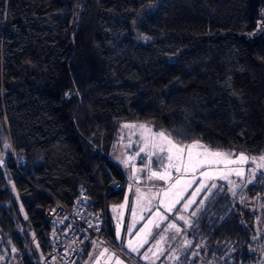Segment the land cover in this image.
<instances>
[{
	"label": "trees",
	"instance_id": "1",
	"mask_svg": "<svg viewBox=\"0 0 264 264\" xmlns=\"http://www.w3.org/2000/svg\"><path fill=\"white\" fill-rule=\"evenodd\" d=\"M125 122L263 153L264 0H0V264H44L45 211L81 195L118 249L109 207L125 178L110 151ZM211 191L186 233L209 263L245 264L254 214L240 197H264V170L237 200Z\"/></svg>",
	"mask_w": 264,
	"mask_h": 264
},
{
	"label": "rangeland",
	"instance_id": "2",
	"mask_svg": "<svg viewBox=\"0 0 264 264\" xmlns=\"http://www.w3.org/2000/svg\"><path fill=\"white\" fill-rule=\"evenodd\" d=\"M124 125H136L137 127H124ZM139 125H145L147 128H150L153 133H158L161 131H155L152 129V127L145 123H121L118 126L116 138L115 141L112 144L111 151H110V159L115 162L121 171L124 174V178L127 182L125 185L124 193L125 198L124 201L116 207H113V210L120 211L121 214H124L127 210L126 206L127 203H125L128 198L127 195L131 191L132 183H131V174H133V180L134 177H139V181H141L140 184H135L133 182V209H135V216H133V219H129L130 224H136V226H131L129 224L128 227H126L127 236L126 241L133 240L136 241L138 239L137 233L140 232V230L144 227L145 224L148 223V220L150 218H155V213L159 211L160 213H163L165 216L168 217V219L160 222V227L156 228L152 226V235L148 238V245L150 248H153V251H157V254H161L162 257L161 263L162 264H189V261L194 258V256H199L203 261L204 264H213L212 262L209 263L208 259H204V253L201 252V250H204L205 246L202 241L194 242V237L191 234H187L186 232L191 230L192 226L194 225V217L196 214H198L200 208H201V201L204 200V198L207 197L209 191V188H211V184L215 183L217 187L216 189L220 188L221 191L216 193L215 197L220 196L223 192H226L229 194V198L235 199L236 194L238 193V190L250 182L253 181L254 177L257 176L260 172L264 170V168H259L257 165L261 163L259 160V157L264 156V152L259 155H246L249 157L248 161L246 163L240 164H230L228 165V168H243L244 169V177H238L234 173L229 176V180L233 181V184H229L226 180H221L218 177L213 180H205L204 183L208 185V187L204 188L202 191L197 193L195 196L192 195V193L196 192V189L200 186V180L203 179L200 176V171H197L193 177L192 174H187L184 176L185 180L194 179L195 182L191 185V187L187 188L186 191L183 192L182 199L179 203L175 204V207L172 209L171 212L165 211L164 207H160L161 202L163 201L165 204L170 203L169 197H165L163 195L164 190L169 189L172 184L175 183V178L179 175L175 172V170L172 171V179L170 181H161L157 179H148V177L151 175V171H163V164H166L167 161L164 160L163 164L161 163V159L165 154H157L156 156H151L147 154L151 149L146 150V152H140V148L144 144V140L142 139V136H148L149 134L145 132L144 129H141ZM202 144V143H201ZM190 145V144H187ZM203 145V144H202ZM205 146V145H203ZM5 149H7V144H4ZM206 147V146H205ZM133 149L138 150L140 152V156L135 154L136 151L133 150V156L131 151ZM212 150V149H211ZM215 151V150H213ZM223 152V151H221ZM229 153V152H225ZM232 153V152H230ZM233 159H236L241 153L234 154L232 153ZM137 155V156H136ZM252 158H256L255 162ZM151 169V171L149 170ZM224 170L225 165L219 164V165H212L210 168L202 169V171H209V170ZM211 188V189H215ZM137 189H140V193L146 194L143 198H141L140 202L137 203V197L140 195V193H137ZM159 193V195H156L153 197L152 194ZM212 194V193H211ZM262 193H258L255 195L257 196V200L250 204V201L246 204L249 205L248 208H246L243 204L244 198H249L246 193H243L240 197V202L243 208L250 213L254 214L253 219V228L254 231L257 229L258 234L264 233V221L261 219H264V197L260 196ZM204 195V196H202ZM254 195V196H255ZM171 196V193H170ZM252 196V198L254 197ZM151 199V203L149 204L148 201ZM238 197H236L235 200H237ZM189 200L194 201L190 204V206L185 209L184 205L189 202ZM121 205H125L123 208H121ZM146 206V207H145ZM133 211V210H132ZM195 213V215H193ZM143 216V219H140V217ZM179 216H184V220L178 219ZM116 222V230L117 225L120 226V234L123 232L124 228V219H115ZM169 223H175L178 228H180V232L177 233L175 229H168L167 232L164 231L165 228H167V225ZM254 224L256 227H254ZM164 235L166 237L165 239V252L162 254L161 250L162 247H159L160 244H163V241H160L157 245V241L160 240V236ZM117 250V249H116ZM123 252L125 254L129 255L133 260V255L130 252L128 248L124 249ZM188 252V253H186ZM112 253H109L108 261L112 259L114 264H117V258H119L120 261H122V264H133L130 262H127L125 259L112 255ZM184 255H187L189 259H187ZM135 260V259H134ZM138 262V264H145L143 259L135 260ZM137 264V263H136Z\"/></svg>",
	"mask_w": 264,
	"mask_h": 264
},
{
	"label": "snow or ice",
	"instance_id": "3",
	"mask_svg": "<svg viewBox=\"0 0 264 264\" xmlns=\"http://www.w3.org/2000/svg\"><path fill=\"white\" fill-rule=\"evenodd\" d=\"M124 127H137L136 125H124ZM141 129H144L147 132L148 136H142L144 140L143 146L140 148V152H146V150L151 149L147 154L149 157L156 156L157 154H165L162 157L161 163L166 160L167 163L163 164V171H151V175L148 179H157L161 181H170L172 179V171L175 170L176 173L179 175L175 178V183L171 185L169 189L164 190L163 195L165 197H169L170 203L165 204L163 201L161 202L160 207H164L165 211L171 212L172 209L175 207V204L179 203L182 199L183 192L187 190V188L191 187V185L195 182L194 179L185 180L184 176L187 174H192L193 177L197 171H200V176L203 178L200 180V186L196 189V192L192 193L195 196L197 193L202 191L204 188L208 187L204 183L205 180H213L215 178H219L221 180L228 181L229 184H233L234 182L229 180V176L233 173L243 178L244 177V169L243 168H228V165L235 164V163H246L249 159L246 155L241 153L236 159H233L232 153H225L221 151H213L205 146H203L199 141H194L190 145H180L174 142L170 136L161 131L158 133H153L150 128H147L145 125H139ZM137 153V155L140 154ZM255 162L256 158H252ZM261 163L257 166L259 168H264V156L259 157ZM224 164L225 169L219 170H209V171H202V169L210 168L212 165H219ZM217 185L215 183L211 184V188H215ZM209 188V191L211 190ZM137 193H140V189H137ZM171 193V196H170ZM146 194L140 193L137 197V203L140 202L141 198H143ZM153 197L159 195V193L152 194ZM194 201L189 200L188 203L184 205V208L187 209L191 203ZM127 203V201L125 202ZM148 203H151V199H149ZM203 203V201H201ZM125 205H121L120 207L123 208ZM146 207V206H145ZM115 210V209H114ZM135 209H133V216H135ZM195 215V213H193ZM143 219V216L140 217ZM168 219L163 213L157 211L155 213V218H150L148 223L144 225V227L137 233L138 239L136 241L129 240L127 242L126 247L130 249L132 252H139L140 248L144 246V244L148 243V238L152 235V226L159 228L160 222ZM178 219L184 220V216H179ZM168 229H175L177 233L180 232V228L175 223H169L167 228L164 229L165 232ZM120 238V226L117 225V239ZM166 237L164 235L160 236V240L157 241V245L160 241L165 240ZM95 244V242H93ZM108 249L104 248L103 252L100 254L103 256L105 253H108ZM149 252L152 251L150 248ZM144 258L147 259V253H145ZM117 264H122V261L117 258Z\"/></svg>",
	"mask_w": 264,
	"mask_h": 264
},
{
	"label": "built area",
	"instance_id": "4",
	"mask_svg": "<svg viewBox=\"0 0 264 264\" xmlns=\"http://www.w3.org/2000/svg\"><path fill=\"white\" fill-rule=\"evenodd\" d=\"M118 188H120V184L114 183L112 189ZM257 196L244 198V206L248 208L251 203L257 200ZM249 201L250 204L246 205ZM261 220L264 221V219ZM254 227H256L255 224ZM38 234L48 249L44 264H74L89 238L105 242L99 233L98 223L91 220L84 195L76 199L70 208L54 203L51 208L45 211L44 223ZM262 236L264 237V233L258 234L257 229L254 231V257L245 264H264V239ZM117 251L120 253V250L117 249Z\"/></svg>",
	"mask_w": 264,
	"mask_h": 264
},
{
	"label": "crops",
	"instance_id": "5",
	"mask_svg": "<svg viewBox=\"0 0 264 264\" xmlns=\"http://www.w3.org/2000/svg\"><path fill=\"white\" fill-rule=\"evenodd\" d=\"M193 143V142H192ZM190 143V144H192ZM133 150L136 151L135 154H137L139 152V149H133L132 148V155L133 156ZM137 156V155H136ZM140 156V155H138ZM131 183H132V187H131V191L130 193L127 195V210L125 211L124 214H121L120 211L118 210H113V207L119 206L123 201L125 196H123V200L120 204L118 205H112L109 207V214L111 219L116 222L115 219H124V228L122 229L123 232L120 234V238L117 239V230H116V224L114 223V241L119 245L118 250H120V253L114 249L112 246H110L108 243H105L103 241H100L98 239L95 238H89L83 249H82V253L81 255L77 258V260L75 261L74 264H114V262L111 260L108 261V256L109 253H112V255H116L119 256L123 259H125L127 262H130L133 264H135V262L133 260H129L127 259V256L121 252V250L123 251L124 249H126V245H127V241H126V236H127V231H126V227L129 226V219H133V182L136 184H140L141 181H139V177H134L133 180V174H131ZM127 182L124 179V185H126ZM125 195V193H124ZM205 199V198H204ZM195 218V217H194ZM131 226H136V224H130ZM133 226V227H134ZM129 241V240H128ZM95 242V244L93 243ZM165 240L163 241V244H160L159 247H162V254H164L165 252ZM161 243V242H160ZM147 244V243H146ZM144 244V246L142 248H140L139 252H132L133 258L135 260H138L141 258L143 259L145 264H162L160 260H162V257L160 256L161 254H157V251H153V248L151 247L152 251L149 252L148 250L150 249V247L148 245ZM104 248H107L109 251L108 253H105L103 256H101L100 254L103 252ZM130 250V249H129ZM145 253H147V259L144 258ZM110 255V256H112Z\"/></svg>",
	"mask_w": 264,
	"mask_h": 264
}]
</instances>
